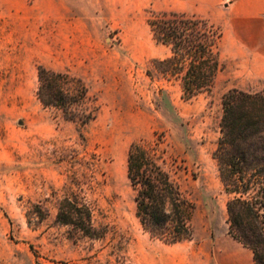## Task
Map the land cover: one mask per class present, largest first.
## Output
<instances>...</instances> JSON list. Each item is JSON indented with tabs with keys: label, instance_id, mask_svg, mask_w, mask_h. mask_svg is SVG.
I'll use <instances>...</instances> for the list:
<instances>
[{
	"label": "rangeland",
	"instance_id": "rangeland-1",
	"mask_svg": "<svg viewBox=\"0 0 264 264\" xmlns=\"http://www.w3.org/2000/svg\"><path fill=\"white\" fill-rule=\"evenodd\" d=\"M77 3L81 51L69 71L98 101L85 110L99 105L86 125L41 105L40 64L27 61L22 30L0 37V264H255L253 252L229 234L230 196L213 156L223 95L264 90V53L251 49L255 37L240 36L232 21L209 19L224 33V68L210 94L185 101L179 84L156 69L153 61L170 49L157 44L148 25L173 12V0ZM70 35L61 32L63 40ZM134 143L158 144L165 169L195 204L191 240L167 245L140 225L127 178ZM72 195L108 226L103 240L73 242L55 223L59 201ZM36 205L47 213L42 222Z\"/></svg>",
	"mask_w": 264,
	"mask_h": 264
},
{
	"label": "trees",
	"instance_id": "trees-1",
	"mask_svg": "<svg viewBox=\"0 0 264 264\" xmlns=\"http://www.w3.org/2000/svg\"><path fill=\"white\" fill-rule=\"evenodd\" d=\"M153 39L170 49V55L155 59L158 73L179 84L182 98L191 101L212 92L224 68L221 27L208 19L185 13L164 12L148 20ZM37 98L45 109L63 112L65 120L86 125L96 118L85 110L98 102L80 78L57 73L39 65ZM74 85V93L68 89ZM221 136L213 154L226 193L230 236L253 252L255 264H264V90L232 89L222 97ZM156 145L134 143L127 157V178L134 193L136 217L155 240L177 245L193 237L195 204L163 165ZM40 222L46 219L36 205ZM55 223L67 229L73 242L103 240L108 226L99 222L94 209L77 196L59 201Z\"/></svg>",
	"mask_w": 264,
	"mask_h": 264
},
{
	"label": "crops",
	"instance_id": "crops-1",
	"mask_svg": "<svg viewBox=\"0 0 264 264\" xmlns=\"http://www.w3.org/2000/svg\"><path fill=\"white\" fill-rule=\"evenodd\" d=\"M173 11L232 21L240 36L255 37L251 49L264 53V0H173ZM80 16L77 0H0V37L11 28L22 30L28 62L71 75L69 68L81 51ZM66 28L71 35L63 40ZM35 43L42 45L40 51H35Z\"/></svg>",
	"mask_w": 264,
	"mask_h": 264
},
{
	"label": "bare ground",
	"instance_id": "bare-ground-1",
	"mask_svg": "<svg viewBox=\"0 0 264 264\" xmlns=\"http://www.w3.org/2000/svg\"><path fill=\"white\" fill-rule=\"evenodd\" d=\"M251 264V263H250Z\"/></svg>",
	"mask_w": 264,
	"mask_h": 264
}]
</instances>
